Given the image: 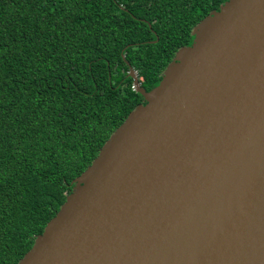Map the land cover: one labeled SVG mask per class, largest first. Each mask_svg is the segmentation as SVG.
<instances>
[{
  "label": "water",
  "instance_id": "1",
  "mask_svg": "<svg viewBox=\"0 0 264 264\" xmlns=\"http://www.w3.org/2000/svg\"><path fill=\"white\" fill-rule=\"evenodd\" d=\"M17 264H264V0H225Z\"/></svg>",
  "mask_w": 264,
  "mask_h": 264
},
{
  "label": "trees",
  "instance_id": "2",
  "mask_svg": "<svg viewBox=\"0 0 264 264\" xmlns=\"http://www.w3.org/2000/svg\"><path fill=\"white\" fill-rule=\"evenodd\" d=\"M225 0H0V264H17L73 179L192 28Z\"/></svg>",
  "mask_w": 264,
  "mask_h": 264
}]
</instances>
